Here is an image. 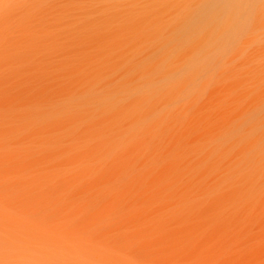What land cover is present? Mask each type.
Returning a JSON list of instances; mask_svg holds the SVG:
<instances>
[{
	"label": "bare ground",
	"instance_id": "bare-ground-1",
	"mask_svg": "<svg viewBox=\"0 0 264 264\" xmlns=\"http://www.w3.org/2000/svg\"><path fill=\"white\" fill-rule=\"evenodd\" d=\"M0 264H264V0H0Z\"/></svg>",
	"mask_w": 264,
	"mask_h": 264
}]
</instances>
